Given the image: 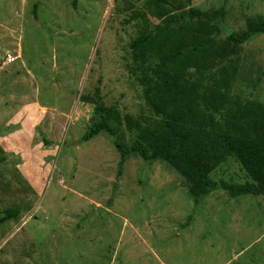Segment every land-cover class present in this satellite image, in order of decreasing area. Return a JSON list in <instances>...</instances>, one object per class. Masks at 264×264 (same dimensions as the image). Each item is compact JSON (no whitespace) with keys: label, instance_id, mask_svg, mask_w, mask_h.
I'll return each instance as SVG.
<instances>
[{"label":"rangeland","instance_id":"obj_1","mask_svg":"<svg viewBox=\"0 0 264 264\" xmlns=\"http://www.w3.org/2000/svg\"><path fill=\"white\" fill-rule=\"evenodd\" d=\"M145 2L78 0L73 10L70 0H0V136L14 132L16 121H4L26 101L39 104L44 115L36 119L24 162L39 186L25 181L20 157L0 154V217L20 210L0 223V264H264L262 196L232 198L216 189L195 201L186 179L163 161L133 153L118 176L120 156L107 133L81 141L100 120L94 106L81 101L96 88L121 116L144 122L150 115L128 72L130 43L162 23ZM167 2L173 13L223 6L219 41L243 32L247 17L264 21V0ZM131 15L136 19L124 25ZM7 56L17 59L4 64ZM236 60L225 108L236 101L264 104V34L239 46ZM62 117L64 126L52 120ZM115 128L122 145L135 139L124 123ZM210 177L251 182L232 157Z\"/></svg>","mask_w":264,"mask_h":264},{"label":"trees","instance_id":"obj_2","mask_svg":"<svg viewBox=\"0 0 264 264\" xmlns=\"http://www.w3.org/2000/svg\"><path fill=\"white\" fill-rule=\"evenodd\" d=\"M70 7L77 10L78 0H70ZM144 7L162 23L130 43L128 72L141 88L150 115L144 122L129 114L121 116L117 107L102 103L96 88L83 94L81 101L92 104L100 120L85 130L81 141L107 133L120 156L118 176L125 159L133 153L143 161H163L186 179L188 194L195 201L216 189L227 191L232 198L258 195L264 199V104L236 101L225 108L239 46L256 34H264V21L247 17L243 32H231L219 41L223 6L215 11L189 6L186 12L173 13L167 0H146ZM135 19L131 15L123 24ZM122 123L135 133L127 146L116 134L115 126ZM42 142L51 144L44 137ZM230 157L251 182L233 185L211 179ZM19 212L17 207L6 209L0 223L16 218Z\"/></svg>","mask_w":264,"mask_h":264},{"label":"crops","instance_id":"obj_3","mask_svg":"<svg viewBox=\"0 0 264 264\" xmlns=\"http://www.w3.org/2000/svg\"><path fill=\"white\" fill-rule=\"evenodd\" d=\"M0 100H5L3 98V94L0 95ZM21 105L22 107L21 108L19 107L16 116H13L12 118L7 117L6 120L4 121L8 123L11 122L15 123L16 121L15 124L16 127H14V132L12 134L6 133L0 136V144L2 145V148H0V154L3 155V157H5V155H10V154H12L13 157H20L19 160L23 161V163L19 164L20 166H18L19 167L18 169L21 172L22 176L25 178V181H27L30 184V186L33 188L35 186H39L40 183H37L36 178H32L30 173L26 172L28 169L25 168L26 164H24V162L26 161V154L30 152V149L32 148L31 144L34 142L35 139L33 127L37 122L36 119L39 120L44 115L42 114V110H43L42 107H40L39 104L33 101H26ZM46 111L49 110L46 109ZM64 119H65L64 117L56 118V119L52 118V120L57 124V126L63 125ZM52 139L54 141H59L60 138L57 137L56 139L55 138ZM29 143H30V147H28ZM37 149L39 150L40 154L49 155V151L46 148L40 147Z\"/></svg>","mask_w":264,"mask_h":264},{"label":"built area","instance_id":"obj_4","mask_svg":"<svg viewBox=\"0 0 264 264\" xmlns=\"http://www.w3.org/2000/svg\"><path fill=\"white\" fill-rule=\"evenodd\" d=\"M16 59H17L16 56H12V57L11 56H7L4 64H9V63L15 61Z\"/></svg>","mask_w":264,"mask_h":264}]
</instances>
